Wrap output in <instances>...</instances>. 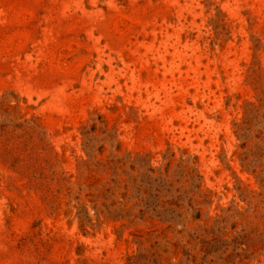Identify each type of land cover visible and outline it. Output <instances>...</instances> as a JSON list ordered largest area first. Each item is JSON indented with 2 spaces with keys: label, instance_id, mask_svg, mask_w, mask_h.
<instances>
[{
  "label": "rangeland",
  "instance_id": "374dc122",
  "mask_svg": "<svg viewBox=\"0 0 264 264\" xmlns=\"http://www.w3.org/2000/svg\"><path fill=\"white\" fill-rule=\"evenodd\" d=\"M0 264H264V0H0Z\"/></svg>",
  "mask_w": 264,
  "mask_h": 264
}]
</instances>
